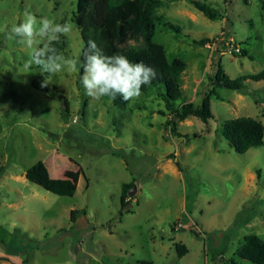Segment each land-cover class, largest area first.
<instances>
[{
    "label": "rangeland",
    "instance_id": "1",
    "mask_svg": "<svg viewBox=\"0 0 264 264\" xmlns=\"http://www.w3.org/2000/svg\"><path fill=\"white\" fill-rule=\"evenodd\" d=\"M199 1L219 18L189 0H161L154 13L181 30L157 21L153 31L170 61L186 63L178 81L196 104L214 87L219 67L232 79L264 69V0ZM25 12L71 25L57 40L37 38L35 45L56 50L67 43L58 50L60 71L29 64L32 49L9 39ZM76 12L77 0H0V264H255L239 251L246 235L264 238V145L239 153L224 127L240 116L264 122V80H248L242 90L218 86L213 117L191 115L172 131L164 86L126 105L86 93ZM144 43L139 36L120 46ZM39 160L55 178L72 179L82 168L75 194L29 181L26 171ZM125 182L136 189L128 198L133 211L121 213ZM182 220L187 224L178 228Z\"/></svg>",
    "mask_w": 264,
    "mask_h": 264
},
{
    "label": "trees",
    "instance_id": "2",
    "mask_svg": "<svg viewBox=\"0 0 264 264\" xmlns=\"http://www.w3.org/2000/svg\"><path fill=\"white\" fill-rule=\"evenodd\" d=\"M191 4L201 10L211 19H217L221 13L213 6L199 0H189ZM161 0H77V12L73 21L79 28L84 47L82 51V64L80 76L83 74V57L88 41L95 40L105 55L124 54L132 62H143L156 69L157 75L150 84L142 86L141 92H147L152 86L165 87L166 106L173 112V117H169L167 124L172 131H177L178 120H185L191 115L197 116L204 121L213 117L211 97L218 95V86L222 85L228 89L242 90L248 80H264V69L258 73L242 75L238 78H230L224 70L219 67L213 78L214 87L206 94L201 104H196L183 97V91L178 81L181 73L186 69V63L175 58L170 61L167 58L165 48L162 44L153 41V31L156 22L163 21V16L154 13ZM164 28L168 30L180 31L181 27L172 22H162ZM139 36L145 37V43L140 47H121L120 44L127 38L135 39ZM198 43V41H195ZM67 44L66 42L63 46ZM62 44L56 43V51L63 49ZM243 55H249L247 50L241 51ZM44 76L40 75L38 80L33 82V86L41 88ZM109 97V96H107ZM115 104L126 105L128 100L123 96L109 97ZM182 99L181 106L175 107V102ZM66 107L68 102L63 100ZM87 102H84V108ZM224 136L229 140L235 150L245 153L253 146L264 145V122L250 116H240L228 119L225 122ZM171 155L169 157H172ZM83 169L80 168L74 178L52 177L46 163L39 160L28 167L26 177L29 181L43 187L44 189L62 196H73L77 189V181ZM133 182H125L122 185L121 213L123 211L132 212L128 198ZM136 196V195H135ZM72 219L75 217V210L71 212ZM178 252L183 255L187 252L184 244H178ZM239 254L242 258L250 260L255 264H264V238L257 234L245 236V242ZM230 264H237L235 261H227ZM136 264H156L150 260H138Z\"/></svg>",
    "mask_w": 264,
    "mask_h": 264
},
{
    "label": "clouds",
    "instance_id": "3",
    "mask_svg": "<svg viewBox=\"0 0 264 264\" xmlns=\"http://www.w3.org/2000/svg\"><path fill=\"white\" fill-rule=\"evenodd\" d=\"M70 30L68 23H56L47 17L38 20L33 14L25 12L22 22L12 26L9 39L19 38L32 49L29 64L40 66L42 72L56 73L65 63L64 57L48 45L36 47L39 42L37 38L55 41L60 34ZM156 75L154 67L143 62L134 63L120 53L105 55L95 40L88 41L81 83L89 96L114 98L121 95L125 100L138 97L142 86L150 84Z\"/></svg>",
    "mask_w": 264,
    "mask_h": 264
},
{
    "label": "built area",
    "instance_id": "4",
    "mask_svg": "<svg viewBox=\"0 0 264 264\" xmlns=\"http://www.w3.org/2000/svg\"><path fill=\"white\" fill-rule=\"evenodd\" d=\"M236 50L240 51V47H236ZM75 120H76V118L74 119V121H75ZM186 224H187V223H186L185 221L182 220V221H179V222H178L177 227H178V228H184V227L186 226Z\"/></svg>",
    "mask_w": 264,
    "mask_h": 264
},
{
    "label": "water",
    "instance_id": "5",
    "mask_svg": "<svg viewBox=\"0 0 264 264\" xmlns=\"http://www.w3.org/2000/svg\"><path fill=\"white\" fill-rule=\"evenodd\" d=\"M64 106H65V104H64ZM135 189H136V186H132V188L129 191L130 196H133L135 194V192H134Z\"/></svg>",
    "mask_w": 264,
    "mask_h": 264
},
{
    "label": "crops",
    "instance_id": "6",
    "mask_svg": "<svg viewBox=\"0 0 264 264\" xmlns=\"http://www.w3.org/2000/svg\"><path fill=\"white\" fill-rule=\"evenodd\" d=\"M51 174V173H50ZM128 183V182H127ZM135 200V199H134ZM133 209V208H132ZM20 261V260H19ZM20 262H22V260L20 261Z\"/></svg>",
    "mask_w": 264,
    "mask_h": 264
}]
</instances>
